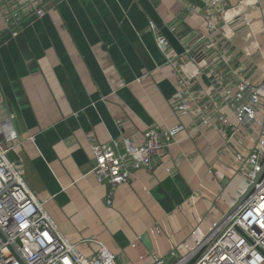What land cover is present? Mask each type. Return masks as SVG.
I'll list each match as a JSON object with an SVG mask.
<instances>
[{
	"label": "crops",
	"instance_id": "crops-1",
	"mask_svg": "<svg viewBox=\"0 0 264 264\" xmlns=\"http://www.w3.org/2000/svg\"><path fill=\"white\" fill-rule=\"evenodd\" d=\"M212 1L45 0L46 13L31 14L16 37L0 14V101L14 115L19 142L11 156L23 162L27 185L80 252L94 254L102 244L118 264H172L244 193L236 155L251 148L248 129L240 127L244 148L228 144L220 131L174 107L176 67L192 72L182 54L187 47L198 52L210 21L220 27L211 37L242 75L264 82V0ZM150 23L169 40L168 54L182 61L167 60ZM207 103L201 95L190 105ZM178 124L185 130L155 157L153 170L135 169L110 203V185L92 171V143L140 140L149 128Z\"/></svg>",
	"mask_w": 264,
	"mask_h": 264
},
{
	"label": "built area",
	"instance_id": "built-area-1",
	"mask_svg": "<svg viewBox=\"0 0 264 264\" xmlns=\"http://www.w3.org/2000/svg\"><path fill=\"white\" fill-rule=\"evenodd\" d=\"M226 2L213 0L212 4ZM45 13V0H0V14L13 37L22 32V23L31 14L42 17ZM150 28L170 63L182 61L185 55L193 66L188 75L176 67V110L192 114L195 121L220 131L228 144L237 140L243 148L240 127L245 126L252 142L247 151H238L236 159L238 172L247 179L246 189L254 188L228 218L216 222L196 246L172 264L190 257L188 264H264V174L255 181L264 165V82L255 84L244 77L227 47L211 37L220 30L215 21L208 23L209 34L201 38L198 52L187 47L180 57L168 54L170 42L154 23ZM197 84L199 90L194 88ZM201 95L209 103L192 108L191 102H198ZM225 106L233 116L223 112ZM13 119L12 113H4L0 101V264H118L116 255L102 244L94 254L80 252L53 221L45 208L47 201L40 200L27 185L23 162L11 156L19 145ZM184 130L179 124L152 127L140 140L122 136L106 143L93 142L92 171L99 181L110 185L108 201L111 203L114 188L130 180L135 169L153 170L155 157ZM171 254L175 256V249ZM154 264L167 263L158 258Z\"/></svg>",
	"mask_w": 264,
	"mask_h": 264
},
{
	"label": "water",
	"instance_id": "water-1",
	"mask_svg": "<svg viewBox=\"0 0 264 264\" xmlns=\"http://www.w3.org/2000/svg\"><path fill=\"white\" fill-rule=\"evenodd\" d=\"M264 174V165L262 171L258 174L256 178V182L259 181V179ZM254 188V185H251L246 191L239 197V199L236 201V203L233 205V207L224 215V217L221 219V221H224L226 218H228L237 208L238 206L245 200V198L249 195V193ZM191 260V257L188 258L186 261L182 262L181 264H188Z\"/></svg>",
	"mask_w": 264,
	"mask_h": 264
}]
</instances>
